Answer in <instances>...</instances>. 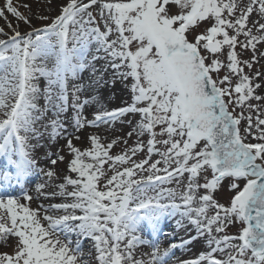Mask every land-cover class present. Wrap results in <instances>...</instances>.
Wrapping results in <instances>:
<instances>
[{
    "label": "snow or ice",
    "instance_id": "obj_1",
    "mask_svg": "<svg viewBox=\"0 0 264 264\" xmlns=\"http://www.w3.org/2000/svg\"><path fill=\"white\" fill-rule=\"evenodd\" d=\"M6 13L32 30L21 34ZM0 18L12 33L0 28V264H168L201 238L208 250L179 264H264V0H67L54 19L37 16L51 20L39 28L4 0ZM70 79L81 81L71 92ZM109 80L125 83L126 106L91 95ZM69 107L74 132L60 119ZM124 124L132 130L111 142H73L81 129ZM49 127L65 146L41 167L33 153ZM54 178L59 191H45ZM173 182L179 192L163 187ZM32 184L35 195L24 191ZM177 215V232L195 235L161 248L160 220Z\"/></svg>",
    "mask_w": 264,
    "mask_h": 264
},
{
    "label": "rangeland",
    "instance_id": "obj_2",
    "mask_svg": "<svg viewBox=\"0 0 264 264\" xmlns=\"http://www.w3.org/2000/svg\"><path fill=\"white\" fill-rule=\"evenodd\" d=\"M2 2L3 1L0 0V7L4 6V3H2ZM18 2H19V4H17V6H18L19 10L24 15L28 16L31 19V24L33 26L39 28V27H43V25H45V24L51 23V20L43 21V20L37 19L36 17L43 15V16H49V17L54 19L57 15L60 14L61 5L66 4L67 0H51L50 3H48V0H20V1L18 0ZM85 2H87V0H85ZM24 4L31 5V10H29L28 8H25ZM51 4L56 8L52 9L50 6ZM33 13H35V16L33 15ZM93 13H94V15L96 14L95 9H93ZM6 16H7V20L11 21V23L12 22L16 23L14 26H18V30L21 32V34L27 33L28 32L27 30L31 29V27L28 24H25L23 21H18L15 17H12L10 14L6 13ZM2 27H4L5 29L8 28L7 27V21L4 18H0V28H2ZM5 32L8 33L7 30ZM0 38H7V37H0ZM69 46H71V45H69ZM50 64H51V62H49V66H50ZM97 65H98L97 68H99L101 65V62H97ZM82 75L89 78L90 73L86 71V72L82 73L81 76ZM97 75H99V73H97ZM77 82H81V81H72L71 79L69 80V92H71L72 83H77ZM39 85H40L41 89H43L45 87L46 81L44 80V78L40 79ZM119 85H121L124 89H122L120 92H118L115 95V97H112L113 94H111L109 91L116 89ZM91 95L96 96L97 99L100 100V102L109 110H111L113 108L124 107L131 100V93L129 92L128 88L125 86V83H122L120 80H116L115 83H112L111 80H109L108 83L102 84L97 89H95L91 93ZM83 98H85V97L82 95V99ZM39 103L41 106H43L44 101L42 98L39 101ZM69 104H71V95H69ZM92 110H93V108L91 106H86L85 115L88 116L89 119H91ZM47 115H48V118H54L52 116L51 111ZM73 116H74V112H73L72 108L69 107L68 110L65 113H63L60 117V119L64 122L65 126L68 128L69 132H74V129L71 125V120H72ZM47 122L48 121L46 120L45 123H47ZM38 127H39V125H38ZM240 127H241V129H243V127H245L244 121H242ZM131 130H132L131 126H129L127 124L117 125V127L115 129L109 128L106 125H102L100 128L81 129L79 133H74L75 135H80V137H81L80 140H74L73 142L76 146H78L82 149H87L90 146V141L87 138L93 134L99 135L101 137L102 143H107V142H111L112 140L116 139L117 137L126 136L127 132L131 131ZM40 131L42 133H44V137H43V139L40 140V144L37 145L39 147L36 146L33 154L36 156V158L40 162V166L44 167L46 164L48 153L49 152H55L57 148H64L65 140L63 138H60V137H58L56 140H51L48 136V133L51 131L50 127L48 128L47 132H45L44 128H40ZM144 139L146 141L147 137H145ZM33 141L36 143L35 140H32V142ZM135 141H136V136L133 135L131 138L128 139V146L131 147L135 143ZM252 142L255 143L256 141H252ZM124 148H125V145L123 144V142H118L116 145H114V147L111 151L113 153L120 154L124 150ZM61 154L65 156L66 160L64 163L58 162V164L55 166V169L58 172V174L60 175V177L62 178L64 175L69 174L67 172V170L65 169L67 167L66 164H67V158H68L67 149L65 148V151ZM145 155H146V152L137 153V156L135 158L138 160L143 159L145 157ZM157 158L158 157H153V159H157ZM47 167H53V166L48 164ZM39 182H41V180H39L38 183ZM60 182H61L60 180H57L54 178L53 181L51 182V185L49 184V187L46 188L45 190L46 191L55 190L58 192L59 189H58L57 185ZM163 187L177 189V192H179V190H180L179 188H177V185L175 182L170 183V184H166ZM149 195H155V192H150ZM231 195H232V193L229 192L228 186L225 183L224 187L217 191V193L215 194V198L220 203L227 204V202L230 200ZM44 199H45V197H43V196L40 197V199L38 200V203L39 204L45 203L48 205L51 203L63 202L62 199L59 197V195H57L55 198H47L46 201H44ZM35 203H37L36 200L31 203L33 208L37 207V205ZM179 219H180V217H179ZM169 221H171V222L173 221L176 223L177 220L175 219L174 216H172V217L165 216V217H162L160 220V224H159L160 232L157 235H158V239H159L161 248H164L165 243L167 244V247L171 242L179 244L180 240L187 239V237L189 235H191L192 232L195 233V229L192 228L190 225L188 226L189 232L186 233L183 229H180L179 232L177 233L176 227H171V224L169 223ZM185 223H187V221H185ZM238 229H239V225L229 226L226 229L225 234L237 235ZM171 231H172V234L174 236H170ZM177 234H179V235L177 236ZM145 235H147V234H145ZM193 235H195V234H193ZM200 240L202 241V244L199 243V241H193L192 244L188 245L187 247H184V248L178 247V248L174 249L173 250L174 255L169 259L168 264H176L178 261V258H185V257L189 256V254L191 255V257H193L192 259H195L201 252H206L208 250L207 244L205 243L203 238H201ZM197 244H199L200 247L193 249V246H197ZM190 249L192 250V252ZM143 250L148 251V249H143ZM187 252H189V254ZM177 256H179V257H177ZM192 259H190V260H192Z\"/></svg>",
    "mask_w": 264,
    "mask_h": 264
},
{
    "label": "bare ground",
    "instance_id": "obj_3",
    "mask_svg": "<svg viewBox=\"0 0 264 264\" xmlns=\"http://www.w3.org/2000/svg\"><path fill=\"white\" fill-rule=\"evenodd\" d=\"M3 2L2 3H4V0H2ZM20 1V0H19ZM14 3L15 4H19V2H18V0H14ZM51 6V8L53 9V8H56V7H54L52 4L50 5ZM62 6V5H61ZM22 8V7H21ZM48 8V7H47ZM7 21H9V20H7ZM12 24H13V26L16 24L15 22H12ZM5 31L7 30L8 31V33H10L9 35H11L12 33H11V30L9 29V28H4V27H2ZM32 29V28H31ZM31 29H28L27 31L29 32ZM98 65L96 64V67H97ZM84 75H82V81L83 82H87L88 81V78L86 77V76H84ZM122 89H124L121 85H119L116 89H114V90H111V91H109L111 94H113L112 95V97H115V95L118 93V92H120ZM37 147H39V146H37ZM66 170H67V167L65 168ZM49 184L51 185V182H49ZM46 191V190H45ZM45 206H47L46 204H44ZM168 217V216H167ZM170 217H172V216H170ZM175 217V219L176 220H178L179 219V216H174ZM169 223L171 224V227H175V225H176V223L175 222H171V221H169ZM178 233V232H177ZM193 234H195V233H191V235H193ZM179 234H177V236H178ZM170 236H174L173 234H172V231L170 232ZM181 241V240H180ZM179 241V242H180ZM199 243H201L202 244V241L201 240H199ZM169 246V245H168ZM167 247V244L165 243V245H164V248H166ZM198 247H200V245L199 244H197V246H193V249H196V248H198ZM191 250V249H190ZM191 252H192V250H191ZM190 252V253H191ZM188 254H189V252H187ZM177 257H179V256H177ZM193 257H191V255L189 254V256H187V257H185V258H178V261H177V263L176 264H179V261H181V260H190V259H192Z\"/></svg>",
    "mask_w": 264,
    "mask_h": 264
}]
</instances>
